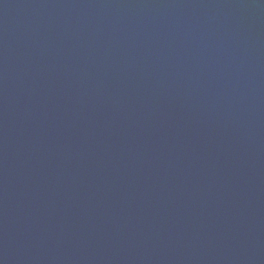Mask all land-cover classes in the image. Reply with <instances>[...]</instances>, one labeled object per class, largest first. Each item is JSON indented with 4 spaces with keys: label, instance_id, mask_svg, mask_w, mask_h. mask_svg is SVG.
Masks as SVG:
<instances>
[{
    "label": "water",
    "instance_id": "obj_1",
    "mask_svg": "<svg viewBox=\"0 0 264 264\" xmlns=\"http://www.w3.org/2000/svg\"><path fill=\"white\" fill-rule=\"evenodd\" d=\"M0 264H264V0H0Z\"/></svg>",
    "mask_w": 264,
    "mask_h": 264
}]
</instances>
